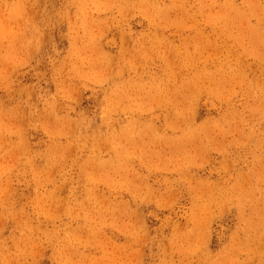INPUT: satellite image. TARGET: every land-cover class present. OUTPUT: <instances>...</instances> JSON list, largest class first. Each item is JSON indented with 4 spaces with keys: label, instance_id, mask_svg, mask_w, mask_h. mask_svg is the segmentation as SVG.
I'll return each instance as SVG.
<instances>
[{
    "label": "rangeland",
    "instance_id": "1",
    "mask_svg": "<svg viewBox=\"0 0 264 264\" xmlns=\"http://www.w3.org/2000/svg\"><path fill=\"white\" fill-rule=\"evenodd\" d=\"M0 264H264V0H0Z\"/></svg>",
    "mask_w": 264,
    "mask_h": 264
}]
</instances>
